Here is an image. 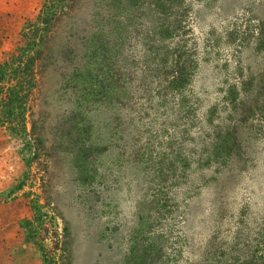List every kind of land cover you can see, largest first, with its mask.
<instances>
[{
  "label": "rangeland",
  "instance_id": "1",
  "mask_svg": "<svg viewBox=\"0 0 264 264\" xmlns=\"http://www.w3.org/2000/svg\"><path fill=\"white\" fill-rule=\"evenodd\" d=\"M30 1L0 67L44 2ZM137 5L112 59L117 98L81 105L82 134L59 119L74 104L58 94L62 58L29 100L38 141L0 125V264H264V0H183L159 22ZM69 9L56 48L76 49L93 13L115 10ZM178 60L188 76L168 90L161 74Z\"/></svg>",
  "mask_w": 264,
  "mask_h": 264
},
{
  "label": "trees",
  "instance_id": "2",
  "mask_svg": "<svg viewBox=\"0 0 264 264\" xmlns=\"http://www.w3.org/2000/svg\"><path fill=\"white\" fill-rule=\"evenodd\" d=\"M71 1L76 2V0H44L35 20L29 23L22 32L23 43L14 49L0 67V125L6 126L23 138L29 136L25 142L28 146L31 140L32 144L38 141L39 136L38 118L30 119L32 115L29 105L31 94L38 88L40 79L42 80L48 72H56L55 68L59 69L54 63L60 61L61 58L73 61L70 71L59 73L62 89L58 94L74 96L72 109L66 111L70 115L59 117L60 120H65L67 127H70L69 132L82 134L84 122L77 116L82 104L91 100H99L102 103L106 101L110 105L117 98L118 79L111 67L112 59L118 42L125 37L124 26L130 25L133 9L138 8L139 0H108L109 6L114 7L115 10L103 18L96 17L94 12L92 23H95V26L97 21V25L83 30L76 49L56 48L52 41L54 31L69 13ZM103 1L107 0H95V5ZM182 1L147 0V4L152 13L158 16L156 21L159 22L167 17L180 15L171 7L180 6ZM121 17L126 22L120 21ZM175 22L178 23L177 20ZM176 26L173 25L174 29ZM170 27L171 25L161 22L157 24L153 32L159 39H164L170 36V30H172ZM67 36L69 39L72 38V35ZM259 44L260 48H264V39L261 38ZM184 65V61H175L170 70L166 69L164 74H161L167 81L164 85L168 90L175 91L183 87L188 76ZM260 84L259 89L264 93V82L261 81ZM222 143L225 142L222 141Z\"/></svg>",
  "mask_w": 264,
  "mask_h": 264
},
{
  "label": "crops",
  "instance_id": "3",
  "mask_svg": "<svg viewBox=\"0 0 264 264\" xmlns=\"http://www.w3.org/2000/svg\"><path fill=\"white\" fill-rule=\"evenodd\" d=\"M0 3L2 4L3 1H0ZM20 4L31 5V1L30 0H8V5H10L11 8H8L6 12H4L5 15H2L0 12V45H3L1 41L2 36L5 37L7 36V34L11 36V34L12 35L14 34L13 31H14L15 23L19 22V20L21 19V16L18 14L19 12L18 8Z\"/></svg>",
  "mask_w": 264,
  "mask_h": 264
}]
</instances>
